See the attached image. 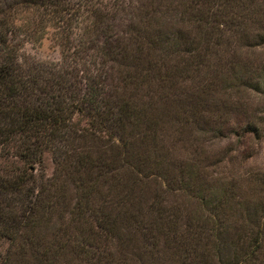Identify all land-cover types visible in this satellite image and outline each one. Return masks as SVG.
<instances>
[{
    "label": "trees",
    "instance_id": "1",
    "mask_svg": "<svg viewBox=\"0 0 264 264\" xmlns=\"http://www.w3.org/2000/svg\"><path fill=\"white\" fill-rule=\"evenodd\" d=\"M209 1L201 0L203 4ZM226 1L224 7L230 8L234 0ZM183 10L193 19L192 25L202 29V38L195 40L189 30L176 29L170 35L161 26L150 28L153 8L140 9L131 0H0V242L7 241L0 251V264H72V255L80 257V240L76 235V242H71V237L66 242L69 227L80 237L92 238L95 242L89 245L96 249L107 236L124 244L136 232L142 242L151 244L161 237L172 255H185V248L187 252L192 247L189 238L188 244L184 243L186 239L176 234L174 227L165 226L164 215L154 212L155 207L152 211L150 203L145 208L142 205L144 194L135 181V172L142 166L143 157H134L127 137L132 126L139 127V118L150 127L151 116L144 113L142 101L129 99L131 94L125 91L127 84L137 86L155 76L169 79L167 87L172 86L176 73L187 72L189 66L201 62L199 40L204 51L208 46H219L221 39L207 25L216 16H226L227 11L217 8L209 12L208 8L190 5ZM17 13L22 14L21 24L15 22ZM201 21L205 26H200ZM224 21L231 20L226 17ZM45 28L57 37L59 59L21 57L17 33L33 38ZM222 42L226 50L230 39ZM171 54L177 58L186 55L183 64L177 66L175 60L161 75L160 67ZM230 66L231 86L237 81L252 90L259 88V81H251L243 76L244 71ZM149 69L156 74H150ZM172 101L178 103L174 98ZM75 116L83 118L89 129L79 127ZM100 132L106 138L101 148L93 144ZM44 151L51 153L55 163L49 178L34 174ZM9 157L18 164L7 161ZM161 160H155L154 166L163 170ZM260 179L264 183V177ZM66 183L73 190L69 208H61L68 216L58 226V237L50 232L46 238L36 229L41 212L54 203H65ZM211 191L220 198L224 193L222 187ZM110 194L115 196L110 198ZM251 207L252 212L261 211L263 221L254 220L258 226L256 243L242 245L230 240L231 254L224 256L218 244L221 231L212 229L214 239L218 238L212 245L218 264L264 263V207ZM56 215L59 221L61 211ZM198 233L191 231L190 235ZM82 253H86L85 264L121 262L113 260L107 251ZM207 255L201 251L189 262L183 257L181 264H214L206 260Z\"/></svg>",
    "mask_w": 264,
    "mask_h": 264
},
{
    "label": "rangeland",
    "instance_id": "2",
    "mask_svg": "<svg viewBox=\"0 0 264 264\" xmlns=\"http://www.w3.org/2000/svg\"><path fill=\"white\" fill-rule=\"evenodd\" d=\"M131 1L143 10L153 8L150 28L161 26L164 33L170 35L176 29L189 30L195 40L202 38L203 32L200 27L192 25L190 20L193 19L183 10L184 7L208 8L209 12L217 8L227 11L226 16H216L207 25L212 34H218L221 39L219 46L211 45L204 51V43L199 40L197 52L201 55V62L189 66L187 72L176 73L175 81H171L176 84L167 87L169 79L159 80L154 75L155 79L137 86L135 83L127 84L125 89L126 94H131L129 99L137 103L142 101L146 106L144 113L151 116L150 127H145L139 118V127L132 126L127 137L134 157H143L142 166L135 172V181L144 194L141 203L144 208L150 203L152 211L155 207L154 212L164 215L165 226L174 227L176 234L186 239L184 243L188 244L189 238V246L192 247L187 245L189 248L187 252L185 248V255L183 252L172 255L161 237L154 238L151 244L146 240L142 242L136 232L131 234L128 243L123 241L124 244H117L118 240L107 236L96 249L89 245L95 242L92 238L80 237L75 228L69 227L66 242L69 243L70 237L71 242L80 240L77 253L80 260L72 255L70 261L72 264H85L86 253L82 252L94 250L99 254L107 251L113 260L121 261L118 264H181L183 257L184 262H189L194 254L199 255L202 251L208 253L206 260L218 264L212 249L218 240L214 239L213 228L221 231L218 244L227 256L231 254L230 240L240 241L242 245L245 242L256 243L258 235L255 230L258 226L254 220L262 221L261 211L252 212L251 206L264 207V183L260 179L264 177V0H234L230 8L224 7L226 0H211L204 4L201 0ZM21 16V13L16 14V24L23 22ZM226 17L231 21H224ZM201 23L200 26H205ZM39 34L28 38L23 33H17L19 55L57 61L59 45L56 35L50 28ZM224 39H230L226 50L223 49ZM193 45L196 47V44ZM185 56L181 59L169 55L165 65L160 67L161 75L169 70L168 65L173 61H177V66L183 64ZM231 64L244 71L243 76L250 77L251 81H259V88L252 90L237 84V81L231 86L229 80L232 73L228 69ZM152 65L153 62L151 68ZM147 71L156 74L153 69ZM173 98L178 101L177 104L172 101ZM74 120L79 127L89 129L83 118L75 116ZM99 135L93 144L101 148L106 138L102 132ZM9 160L18 164L15 159L9 157ZM155 160H161L164 171L154 166ZM54 168L51 153L44 151L41 163L35 165L34 174L49 178ZM219 187L224 191L222 198L212 195L211 190H218ZM64 189L65 203H54L51 209L41 212V222L36 229L46 238H49L50 232L58 237V226L68 216L67 211L61 208L63 205L69 208L73 190L67 183ZM101 189L105 190L104 186ZM59 210L62 217L58 221L56 212ZM191 231L199 232V235H190ZM6 245L7 241L0 242L1 252ZM189 250L191 253L194 250L193 254L186 257Z\"/></svg>",
    "mask_w": 264,
    "mask_h": 264
}]
</instances>
